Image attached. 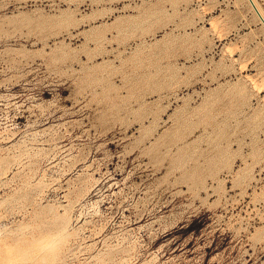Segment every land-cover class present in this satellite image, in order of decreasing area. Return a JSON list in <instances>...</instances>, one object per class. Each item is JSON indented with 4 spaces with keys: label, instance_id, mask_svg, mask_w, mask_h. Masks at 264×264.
Listing matches in <instances>:
<instances>
[{
    "label": "rangeland",
    "instance_id": "374dc122",
    "mask_svg": "<svg viewBox=\"0 0 264 264\" xmlns=\"http://www.w3.org/2000/svg\"><path fill=\"white\" fill-rule=\"evenodd\" d=\"M256 15L0 0V264H264Z\"/></svg>",
    "mask_w": 264,
    "mask_h": 264
},
{
    "label": "bare ground",
    "instance_id": "6f19581e",
    "mask_svg": "<svg viewBox=\"0 0 264 264\" xmlns=\"http://www.w3.org/2000/svg\"><path fill=\"white\" fill-rule=\"evenodd\" d=\"M249 1V0H248ZM252 2H253V4L255 5V7H256V9L258 10V12H259V14L261 15V17H262V19L264 20V14H263V12H262V10L259 8V6L257 5V3H256V1L255 0H252ZM249 3H250V1H249ZM250 5H251V7H252V4L250 3ZM253 8V7H252ZM254 10V9H253ZM255 11V10H254ZM255 13H256V11H255ZM257 14V13H256ZM260 20H261V18L259 17V15L257 14L256 15ZM261 22H262V20H261ZM262 24L264 25V23L262 22ZM62 235V234H61ZM56 240V239H55ZM55 240H49L48 241V243H38L37 244V247L38 248H43V249H50V250H55V249H57L56 247H57V242H58V239H57V241L55 242ZM2 242V241H1ZM7 247V246H6ZM16 262H12V260L10 259V260H8V264H15Z\"/></svg>",
    "mask_w": 264,
    "mask_h": 264
},
{
    "label": "water",
    "instance_id": "95a60500",
    "mask_svg": "<svg viewBox=\"0 0 264 264\" xmlns=\"http://www.w3.org/2000/svg\"><path fill=\"white\" fill-rule=\"evenodd\" d=\"M250 3L252 4L253 9L256 11V13L259 15V17L261 18L262 22L264 23V20L262 19L261 15L259 14L258 10L256 9L255 5L253 4L252 0H249Z\"/></svg>",
    "mask_w": 264,
    "mask_h": 264
}]
</instances>
